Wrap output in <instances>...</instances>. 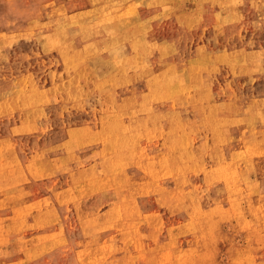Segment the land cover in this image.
Segmentation results:
<instances>
[{
	"label": "rangeland",
	"instance_id": "374dc122",
	"mask_svg": "<svg viewBox=\"0 0 264 264\" xmlns=\"http://www.w3.org/2000/svg\"><path fill=\"white\" fill-rule=\"evenodd\" d=\"M0 264H264V0H0Z\"/></svg>",
	"mask_w": 264,
	"mask_h": 264
},
{
	"label": "crops",
	"instance_id": "0c3cea01",
	"mask_svg": "<svg viewBox=\"0 0 264 264\" xmlns=\"http://www.w3.org/2000/svg\"><path fill=\"white\" fill-rule=\"evenodd\" d=\"M96 66H97V71L99 73H102L103 74L104 72H106V67H107L106 60H104V61H98L97 64H96Z\"/></svg>",
	"mask_w": 264,
	"mask_h": 264
}]
</instances>
